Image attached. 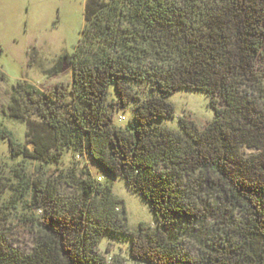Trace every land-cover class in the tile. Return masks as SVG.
Returning a JSON list of instances; mask_svg holds the SVG:
<instances>
[{
  "label": "trees",
  "instance_id": "16d2710c",
  "mask_svg": "<svg viewBox=\"0 0 264 264\" xmlns=\"http://www.w3.org/2000/svg\"><path fill=\"white\" fill-rule=\"evenodd\" d=\"M263 51L264 0H86L79 44L53 69L68 67L71 83L12 88L9 117L28 125L33 150L7 131L0 139L14 157L49 166L90 159L144 199L157 228L131 232L113 184L89 171L23 177L22 196L44 215L33 219L30 254L0 232V264H109L97 251L106 236L130 239L140 264H264ZM144 83L149 94L138 96ZM179 90L210 97L206 129L155 125L174 118L166 98ZM131 104L134 124L117 128L115 113ZM6 189L0 165V197Z\"/></svg>",
  "mask_w": 264,
  "mask_h": 264
},
{
  "label": "rangeland",
  "instance_id": "374dc122",
  "mask_svg": "<svg viewBox=\"0 0 264 264\" xmlns=\"http://www.w3.org/2000/svg\"><path fill=\"white\" fill-rule=\"evenodd\" d=\"M86 0H0V130L11 134L21 147L32 151L29 144L28 125L9 117L12 88L20 82L36 87L41 92L52 91L72 81L71 71L62 66L53 69L65 55H73L84 29ZM264 53V51H263ZM53 71V72H52ZM147 84L135 86V94L148 95ZM140 93V94H139ZM110 100L117 102L115 87L110 89ZM166 101L175 108L170 120H158L155 125L180 131V120L192 121L204 130L215 118L210 97L203 92L179 90ZM135 105L115 113L117 128L134 124ZM251 156L257 151L243 149ZM0 165L7 189L0 197V232L12 249L30 254L36 243L38 228L33 219L43 212L31 209L26 193L21 194L23 177L27 180L50 179L61 181V173L76 167L78 173L89 171L94 179L113 184L114 195L123 202L131 232H138L141 225L155 230L157 220L144 199L133 193L121 178L109 177L88 158H73L67 154L60 164L49 166L12 155L7 140L0 139ZM75 169V168H74ZM107 178V179H106ZM62 191L71 194V190ZM131 240L106 236L98 247V255L109 264H140L131 259ZM186 250L196 256L195 247L187 244Z\"/></svg>",
  "mask_w": 264,
  "mask_h": 264
}]
</instances>
